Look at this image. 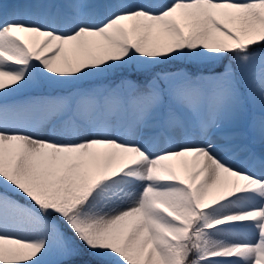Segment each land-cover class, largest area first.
I'll use <instances>...</instances> for the list:
<instances>
[{
    "label": "snow or ice",
    "instance_id": "6c2138e0",
    "mask_svg": "<svg viewBox=\"0 0 264 264\" xmlns=\"http://www.w3.org/2000/svg\"><path fill=\"white\" fill-rule=\"evenodd\" d=\"M0 264H264V0H0Z\"/></svg>",
    "mask_w": 264,
    "mask_h": 264
},
{
    "label": "rangeland",
    "instance_id": "374dc122",
    "mask_svg": "<svg viewBox=\"0 0 264 264\" xmlns=\"http://www.w3.org/2000/svg\"><path fill=\"white\" fill-rule=\"evenodd\" d=\"M3 2L5 4H11V3L15 2V0H3Z\"/></svg>",
    "mask_w": 264,
    "mask_h": 264
},
{
    "label": "bare ground",
    "instance_id": "6f19581e",
    "mask_svg": "<svg viewBox=\"0 0 264 264\" xmlns=\"http://www.w3.org/2000/svg\"><path fill=\"white\" fill-rule=\"evenodd\" d=\"M14 3V2H13ZM12 4V3H11Z\"/></svg>",
    "mask_w": 264,
    "mask_h": 264
}]
</instances>
